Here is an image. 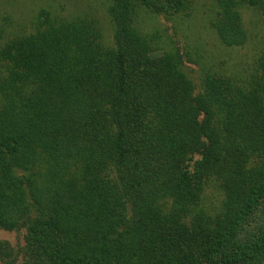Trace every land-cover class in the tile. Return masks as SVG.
Masks as SVG:
<instances>
[{
  "label": "trees",
  "instance_id": "16d2710c",
  "mask_svg": "<svg viewBox=\"0 0 264 264\" xmlns=\"http://www.w3.org/2000/svg\"><path fill=\"white\" fill-rule=\"evenodd\" d=\"M215 2L219 40L243 46L241 8L264 0ZM193 3L110 0L113 46L93 15L3 19L0 227L26 228L31 264H264V51L196 94L137 22Z\"/></svg>",
  "mask_w": 264,
  "mask_h": 264
},
{
  "label": "rangeland",
  "instance_id": "374dc122",
  "mask_svg": "<svg viewBox=\"0 0 264 264\" xmlns=\"http://www.w3.org/2000/svg\"><path fill=\"white\" fill-rule=\"evenodd\" d=\"M109 5L110 0H0V24L9 17L14 26L28 28L43 9L66 20L93 15L100 24L104 43L113 46ZM217 11L215 0H194L188 18L168 17L144 8L137 19L139 29L155 37L161 52L174 50L183 55L182 70L193 83L196 94L203 91V79L208 74L248 80L264 51V17L258 10L241 8L248 39L243 46L234 48L224 46L212 27ZM31 261L26 228L5 230L0 227V264H31Z\"/></svg>",
  "mask_w": 264,
  "mask_h": 264
}]
</instances>
